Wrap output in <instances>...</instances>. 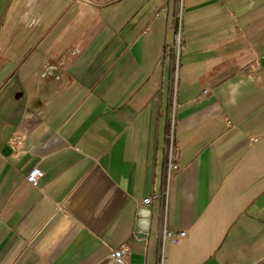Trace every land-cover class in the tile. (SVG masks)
Listing matches in <instances>:
<instances>
[{"label": "crops", "instance_id": "obj_1", "mask_svg": "<svg viewBox=\"0 0 264 264\" xmlns=\"http://www.w3.org/2000/svg\"><path fill=\"white\" fill-rule=\"evenodd\" d=\"M122 246L264 264V0H0V264Z\"/></svg>", "mask_w": 264, "mask_h": 264}, {"label": "built area", "instance_id": "obj_2", "mask_svg": "<svg viewBox=\"0 0 264 264\" xmlns=\"http://www.w3.org/2000/svg\"><path fill=\"white\" fill-rule=\"evenodd\" d=\"M183 43L181 39V32L179 27L175 31V37H174V50L176 55H178L180 49L182 48ZM22 142V136L20 134H14V136L11 138V144L14 149ZM179 155L178 148L174 147L171 139L168 147V163H167V171H166V179L167 181L170 179V177L173 175L174 172L179 170V166L177 164V158ZM42 177V170L37 167L33 166L30 168L29 172L26 175V180L31 184H36L37 181ZM149 198L146 197L143 199V203H148ZM173 235L172 232L164 231V235ZM179 235H184V232H179ZM126 252V247L122 246L117 249H114L112 251V256L114 257L115 261L119 264L124 263V253Z\"/></svg>", "mask_w": 264, "mask_h": 264}, {"label": "water", "instance_id": "obj_3", "mask_svg": "<svg viewBox=\"0 0 264 264\" xmlns=\"http://www.w3.org/2000/svg\"><path fill=\"white\" fill-rule=\"evenodd\" d=\"M148 209L146 206H143L140 210L139 216V228L143 233L147 232L148 221H149V214Z\"/></svg>", "mask_w": 264, "mask_h": 264}]
</instances>
